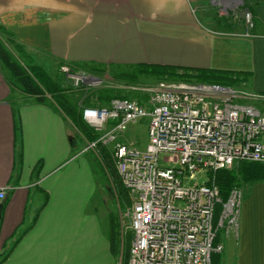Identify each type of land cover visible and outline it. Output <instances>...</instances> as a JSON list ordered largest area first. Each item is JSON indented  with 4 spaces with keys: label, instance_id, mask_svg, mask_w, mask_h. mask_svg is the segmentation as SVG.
<instances>
[{
    "label": "crops",
    "instance_id": "0c3cea01",
    "mask_svg": "<svg viewBox=\"0 0 264 264\" xmlns=\"http://www.w3.org/2000/svg\"><path fill=\"white\" fill-rule=\"evenodd\" d=\"M0 24L49 74L56 62L251 71L246 88L264 92V0H0ZM6 77L0 63V264H83L90 210L81 178L84 155L96 153L51 98L23 100ZM240 187L239 226L219 239L221 264H264V180Z\"/></svg>",
    "mask_w": 264,
    "mask_h": 264
},
{
    "label": "built area",
    "instance_id": "2783aa9c",
    "mask_svg": "<svg viewBox=\"0 0 264 264\" xmlns=\"http://www.w3.org/2000/svg\"><path fill=\"white\" fill-rule=\"evenodd\" d=\"M242 17L250 33L252 15ZM60 77L76 90L91 92L102 79L68 64L59 67ZM99 85V86H98ZM143 101L113 98L108 104L78 102L84 121L98 138L88 143L106 145L131 199V233L127 264H212L213 252H221L217 230L236 233L243 190L231 189L220 202L214 172L238 161L264 163V112L250 103L233 99L253 98L243 91L200 82L160 80L139 88ZM148 117V143L144 150L126 138L128 128ZM161 152L177 155V164L159 163ZM198 172H207L193 182ZM7 187H0V199Z\"/></svg>",
    "mask_w": 264,
    "mask_h": 264
},
{
    "label": "trees",
    "instance_id": "16d2710c",
    "mask_svg": "<svg viewBox=\"0 0 264 264\" xmlns=\"http://www.w3.org/2000/svg\"><path fill=\"white\" fill-rule=\"evenodd\" d=\"M247 9V8H246ZM250 11V9H248ZM253 26L255 20L252 12ZM4 28L2 31H5ZM6 39L8 42L12 40L11 35ZM19 45V44H18ZM26 55V54H24ZM27 56V55H26ZM25 63L21 58L18 59L3 43L0 42V63L2 69L7 73L6 80L10 86L11 92L21 95L23 100L33 99L36 102H44L46 98H51L56 106L68 117L74 124L78 132L88 143L95 141L99 134L93 130L82 118L79 105L73 100L69 94L65 93L59 87L56 81L40 65L35 64L33 60L26 59ZM118 69V78L135 82L139 76H150L155 78L173 79L181 81H195L207 84H217L221 86H229L237 81H244L250 75V72L221 70L212 68H189L174 65L151 64V63H135L128 65H111ZM75 68V67H74ZM93 70H101L100 65L92 66ZM93 74V73H92ZM162 78V79H161ZM113 98H128L143 101L146 95L140 90H118L112 87H100L93 91H87L84 94V104L102 105L108 104ZM94 151L96 156L105 170V174L110 181L118 204L121 206H130L131 199L128 189L123 185L121 179L115 169L110 157V150L106 145L97 143ZM264 180V163L254 161H238L231 168L218 169L214 172V182L219 190L220 202L216 203L214 208V223H216L221 203L224 202L231 189L243 184L253 183ZM47 194H45V198ZM47 200V199H46ZM221 228L217 230L216 242L220 239ZM118 222L116 217L109 219L108 238L110 251L117 250L118 242ZM123 243L122 263L128 262L129 238ZM10 250V249H9ZM4 255L0 262L5 258ZM221 252H213L211 255L212 264H220Z\"/></svg>",
    "mask_w": 264,
    "mask_h": 264
},
{
    "label": "rangeland",
    "instance_id": "374dc122",
    "mask_svg": "<svg viewBox=\"0 0 264 264\" xmlns=\"http://www.w3.org/2000/svg\"><path fill=\"white\" fill-rule=\"evenodd\" d=\"M5 27L0 24V42L3 43L13 54L18 58L22 59L27 63L26 59H31L34 61V55L38 54L36 50L27 51L26 48L16 41L14 33L5 28L6 32L2 31ZM11 35L12 40L7 41L6 35ZM19 44V45H18ZM26 54V55H24ZM36 64V63H35ZM64 64L63 62H56L55 67ZM54 67V68H55ZM60 67V66H59ZM58 70L50 72V77L57 82L59 87L69 94V96L75 102L80 100L84 96L83 90L74 89L71 84L66 80L60 77ZM86 67V66H81ZM88 67V66H87ZM86 67V68H87ZM101 70H93L92 73L102 79V85L99 87H112L118 90H139L141 87H151L156 85L160 78L150 77V76H139L135 82L128 81L126 79L118 78V69L111 67L109 65L100 66ZM44 69V68H43ZM56 72V73H55ZM245 72V71H243ZM250 72V75L244 81L234 82L235 84L225 86L233 88L237 91H243L249 95H254L253 98L247 97L246 99H233L234 102L239 103H250L257 107L260 111L264 112V92L251 91L246 88L247 84L253 76V72ZM162 79V78H161ZM195 82V81H191ZM148 117H144L137 122L131 124L128 128V138L135 141L136 147L140 150H144L148 143ZM93 150V148H89ZM86 161L89 165V176L86 177L83 174L81 178V183L85 185V191L87 187L88 200H89V210H90V219L88 227V235L84 236L83 250L87 251V257L82 258L83 264H121L122 263V252H123V243L127 239V236L130 234L129 230V220H130V206L119 205L117 198L115 197L112 185L108 180L105 170L102 167L101 163L98 161L97 157L92 151L86 153ZM159 163L165 166H173L177 164V155L169 152H161L159 155ZM208 177L207 172H198L193 179V182H201L206 180ZM76 180V179H75ZM84 195V190H83ZM111 217H116L118 222V242L117 250L115 254L109 249V219ZM97 220L98 225L93 229L91 220ZM220 237L224 236L223 231L220 232ZM130 239V238H129ZM108 241V242H107ZM130 241V240H129ZM87 242V248L85 244ZM5 252V251H4ZM84 254V252H83ZM82 254V255H83ZM221 262H222V253H221ZM220 262V264H221Z\"/></svg>",
    "mask_w": 264,
    "mask_h": 264
},
{
    "label": "water",
    "instance_id": "95a60500",
    "mask_svg": "<svg viewBox=\"0 0 264 264\" xmlns=\"http://www.w3.org/2000/svg\"><path fill=\"white\" fill-rule=\"evenodd\" d=\"M5 201H6V197L0 200V217H1L2 207Z\"/></svg>",
    "mask_w": 264,
    "mask_h": 264
}]
</instances>
